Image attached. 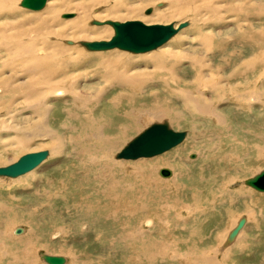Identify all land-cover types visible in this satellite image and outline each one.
Returning <instances> with one entry per match:
<instances>
[{"label": "rangeland", "instance_id": "374dc122", "mask_svg": "<svg viewBox=\"0 0 264 264\" xmlns=\"http://www.w3.org/2000/svg\"><path fill=\"white\" fill-rule=\"evenodd\" d=\"M85 1L91 6V17L87 23L92 19L98 20L97 16L103 10L101 7L105 0ZM158 1L160 0H155L150 6L155 7ZM258 1L264 2V0ZM18 7L22 8L19 6V2ZM21 10L41 11H32L26 8ZM69 16L74 15L69 14ZM245 17L248 19L246 15ZM256 17V20L254 18L253 20L257 31L260 32V30H264V14ZM162 22L161 24L167 23ZM169 22L177 24L184 21L172 19ZM89 23L88 27L95 26H91ZM188 26L185 29L190 27ZM110 27L106 30L109 31ZM181 31L173 38L180 37V43H183L185 38L179 36ZM247 39L243 40V44L252 41ZM80 41L86 40H79L78 43ZM259 41L256 40L257 43ZM78 45L87 51L83 45ZM232 49L234 48L230 45L226 48L223 56L226 57V63H220L221 61L217 60L220 54L215 56L213 66L218 64L221 67L215 69L216 74H213L215 77L218 75L229 76V74L231 76L230 72L234 71L233 68L236 70L240 64L238 61L241 60L245 63L244 55L249 56L250 54L246 49H239L237 55L227 58ZM76 51L78 50L70 51V54H74ZM87 52L86 55H95V53ZM226 64L227 66H225ZM26 65L23 63L20 67ZM182 66L186 67L187 65L183 64ZM247 71L248 69L245 68L242 74H246ZM190 73L189 71L183 72L181 75L184 78L188 77L187 80H189L192 78ZM7 75H9L8 69L0 67V79ZM98 77L102 78V74L97 73ZM94 79L95 76H90L87 81ZM251 80L254 79L251 78ZM81 83V88H85L83 91L89 92L88 82L85 83L81 80ZM96 89L98 94L99 88ZM36 90L34 88V91ZM67 95L72 99L75 98L73 92H68ZM201 95L210 97L208 92ZM100 96L98 95L97 99ZM105 96L104 99L102 98L103 101L101 100L102 108L99 107L102 111L97 109V115L101 113L107 120L115 111L114 108H111L115 91L111 90ZM50 98L51 96H35L34 94L22 96L19 92L11 91L3 98L4 104L0 106V120L4 119L8 123V125L0 124V136L2 138L12 136L13 133L8 134L5 129L13 126V117L16 118L18 125H24L26 119H31V115L35 112L43 111L44 115H47L48 109H50L47 102ZM151 98L153 101L155 100L154 96ZM104 100H106L105 103ZM225 103H222L225 106L221 107L222 105H220L219 107V110L224 113L222 123H217L209 115L207 117L211 121L210 126L204 124V118L196 114L189 113L188 120L184 119L182 115L179 117L173 115L172 120L176 127L168 126L175 131L185 132V137L180 143L150 157L126 160L117 158L116 154L119 150L149 126L150 122V124L167 123L162 120L146 121L144 119L146 123H143L142 129L128 130L125 138L117 137L118 140L106 144L109 148L108 157L113 158V163L118 161V166L109 164L108 167L101 165L104 158L103 153L98 150L97 139H93L92 143L89 141L91 131L88 128L85 129L84 126L92 127V124L82 117H71L63 107L60 108L64 110H54V115L61 118L62 122H67L65 119L68 118L76 120L69 122L73 121L74 124L78 123L81 126L78 131L80 138L79 135L73 137L70 127L61 128L57 122L51 123L52 126L60 128L59 134L66 132L67 135H72L63 152L54 155L47 147L29 150L31 147L40 145L35 138L27 144L29 148L24 147L13 151L14 159L0 162V166H6L15 162L25 153L35 150H47L48 152L46 158L33 170L17 177L0 176V264H47L44 260L46 255L62 256L64 259L62 264H184L182 260L189 256L195 262V259L199 258L197 255L199 253L175 256L173 250L165 251L164 244H171L174 248H180L183 251L191 246L201 249L202 246L205 247L212 243L220 244L222 240H216V238L218 234L228 233L225 231L232 228L231 221L233 224L243 221L246 228L240 237L244 248L242 251L240 250L239 256L234 257L236 264H264V191L256 190L246 183V180L264 171V108L257 111L259 114L256 112L247 113L244 110L230 108L233 105ZM103 104L106 106L104 107ZM262 104L264 105V102L258 103L257 106L260 108ZM133 105L137 109L142 106L139 101ZM8 106L12 109H9ZM67 108L72 109L71 106ZM13 109L21 111L22 114H16ZM131 109L133 110L134 107ZM74 112L72 110V113ZM120 118V115L116 114L115 119ZM115 119L113 118V121L117 122ZM188 121L194 123L195 128L188 127ZM103 130L105 133L107 132L105 136H116L120 127L113 128L108 125ZM192 131L195 135L192 134ZM93 133L97 137L102 134L99 128ZM188 138H196L197 152H188L186 154L188 159L185 158L186 155H183L181 158L177 157L176 160L166 163L175 166L182 173L185 186H188L177 194L173 183L168 184V190L157 183L159 180L174 179L178 170L174 168L173 171L170 166H160L157 167L158 169H154L147 163L185 145ZM62 139L65 142L68 140L64 137ZM82 143H85L83 148L80 146ZM1 149H3L2 145H0ZM137 161H143L144 164L139 167L140 170L135 172L132 171L130 165ZM120 169L126 171L122 173ZM161 169L169 170V174L161 175ZM142 171L148 173L144 179L140 176ZM242 191L245 193L243 194ZM190 194H193V197L197 196L198 201L190 203L191 207H189L188 213L196 211L186 223L180 225L173 220L174 212L185 210L180 207L182 203L192 201L191 198L188 199ZM200 210L204 213L201 214ZM183 216L186 217L187 214H183ZM163 217L165 219H161ZM239 218L241 219L239 220ZM16 229H19L20 232H16ZM145 233V237L136 238L137 235ZM142 238H144L143 241ZM141 252L144 255L147 254L146 258L142 259ZM137 255L140 258H137ZM162 255L167 256L166 260L160 258Z\"/></svg>", "mask_w": 264, "mask_h": 264}, {"label": "bare ground", "instance_id": "6f19581e", "mask_svg": "<svg viewBox=\"0 0 264 264\" xmlns=\"http://www.w3.org/2000/svg\"><path fill=\"white\" fill-rule=\"evenodd\" d=\"M19 1L0 0V67L8 69L9 73V75L0 79V106L4 104V97L11 91H16L22 96L30 94L51 96L47 102L50 109H48L47 115H44L43 111L35 112L31 115V119H26L24 125H18L16 118L13 117V126L5 129L8 134L13 133L12 136L10 138L0 136V145L3 148L0 150V154H2L0 155V162L14 159L13 151H18L24 147L29 148L27 144L35 138H37L40 145L31 147L29 150L47 147L54 155L63 152L72 135H67L66 132L59 134L60 128L52 126L51 123L57 122L61 128L70 127L73 137L79 135L80 138L78 131L81 126L78 123H73L76 120L68 118L65 119L67 122H62L61 118L54 115V110L66 109L71 117H82L92 124V127L84 126L85 129L88 128L91 131L89 141L92 143L94 142L93 139H97L98 150L103 153L104 158L101 165L108 167L109 164L118 166V161L113 163V158L108 157L109 148L106 144L118 140L117 137L125 138L128 130H140L146 121L152 119L162 120L167 121L168 124L164 123L167 128L169 126L176 127L172 116L179 117L182 115L184 119L188 120L187 115L190 113L203 117L204 124L209 125L211 122L208 120L207 115L220 124L223 122L224 115L219 110L222 103H231L233 106H230V108L244 110L247 113L256 112L259 114L257 111L264 108L263 104L260 108L257 106L258 103L264 102V30L258 32L253 20V18H257L256 16L264 14V2L258 0H160L155 4V7H152L150 5L155 0H105L103 7H101L103 10L97 16L98 20L92 19L90 20L91 23L88 22L89 25L95 26L88 27L87 20L91 17V6L85 0H46L40 8L41 11L39 10L40 12H27L21 10L23 7L19 9ZM145 8L149 10L146 14L143 12ZM64 13L74 16L63 17L62 14ZM172 19H181L184 22L177 24L169 22ZM187 20L189 21L187 22ZM133 21L146 26H167L172 28L173 31L153 48L144 51H131L121 48L122 36L116 37L117 32L114 29V23L123 25ZM162 21L167 23L161 24ZM187 26L189 28L185 29ZM108 27L111 28L109 31L106 30ZM219 27L221 28L217 29ZM179 31H181L179 36L185 38L183 43H180V37L173 38ZM246 38L252 41L247 39L249 42L243 44V40ZM257 39L260 40L259 43L256 42ZM79 40L86 41L78 43ZM107 43H113V46L107 48L96 47ZM78 44L83 45L87 51L95 53V55H86L88 52ZM229 45L234 49L230 50L227 58L237 55L239 49H246L250 54L249 56L244 55L245 63L241 60L238 61L240 64L236 67V70L233 67L234 71L230 69L233 72H230V77L226 75L215 77L213 75L215 69L220 67L218 64L213 66L215 56L220 54L217 60H220V63H226V57L223 56ZM115 48L133 55L118 51ZM74 50L78 51L70 54V51ZM23 63L27 65L20 67ZM183 64L187 66L183 67ZM245 68L248 71L246 74H242ZM188 71L191 72L190 75L192 76L189 80H187L188 77L184 78L181 75V73ZM97 73L102 74V78H97ZM90 76H95V79L87 81ZM251 78L254 80L252 81ZM81 80L85 83L88 82L89 92L83 91L85 88H81ZM97 87L100 90H98V94ZM34 88L37 90L34 91ZM94 88L96 90L92 92L91 90ZM111 90L115 91V97L111 101L113 106L111 108H114L115 111L113 114L110 113L112 114L111 117L106 120L101 113L97 115V109L101 110L99 109L101 100L103 101V97H106L105 94H108ZM68 92H73L75 98H70L67 95ZM205 92H208L210 97L201 95ZM98 95L101 96L97 99ZM151 96L155 97L154 101ZM137 101L142 105L138 109L133 105ZM68 106H71L72 109H68ZM223 106L225 105L221 107ZM131 107H134V109L132 110ZM8 108L12 109L10 106ZM13 110L18 115L22 114L19 110ZM72 110L75 112L72 113ZM116 114H119L121 118L115 119ZM113 118L117 122H114ZM33 119L36 120L32 121ZM70 120L73 121L69 122ZM4 123L6 121L1 119L0 124ZM6 124L8 125V123ZM108 125L113 128L120 127L116 136H105L107 132L105 133L103 129ZM195 126L194 123L188 121V127L192 129ZM97 128L102 132L98 137L93 133ZM169 129L183 134L178 143L184 139L185 132ZM192 134L195 135L194 131H192ZM62 137L68 138L67 142ZM186 142L185 145L175 148L165 156L147 163V165L154 169L160 166H170L174 171L176 167L166 163L176 160L177 157L181 158L190 151L197 152L198 142L196 138H188ZM80 146L85 147V143ZM36 150L28 153L44 151L46 152L45 157L26 172L37 167L48 154L47 150ZM138 157L146 156L125 158V160ZM185 158H187V155ZM131 164L132 171L137 172L144 163L143 161H137ZM120 171L124 173L126 170L120 169ZM147 174L146 171L140 172L142 179ZM174 176V179L159 180L157 184L168 190V184L173 183L176 193L181 192L186 187L188 188V186H185V179L183 180V175L179 170ZM193 194L188 197L192 201L182 203L180 209H185L182 210L183 212L179 210L177 213L174 212L173 220L180 225L186 223L196 211L188 213L189 207H191L190 203L193 204L198 201L197 196L193 197ZM202 210L204 211V209ZM202 213L204 212L201 211ZM183 214H187V216L184 217ZM161 219H165V217ZM231 224L232 228L225 231L228 233L218 234L217 238L215 237L216 240H222L220 244L212 243L205 247L202 246L201 249H197V246H191L183 251L166 243L164 244L165 251L173 250V255L179 257L182 255L188 256L189 253H193V255L199 253L197 254L199 258L195 259V262L189 256L182 260L184 264H236L234 257L239 256L241 254L240 250L242 251L244 248L240 237L242 236L241 233L244 234L246 228L243 221L236 224L231 221ZM252 224L254 223L252 222ZM139 235L136 238L145 237L146 233ZM143 240L144 238H142ZM145 255L142 253L140 256L144 259L146 258ZM137 258L140 257L137 255ZM160 258L166 260L167 256L162 255Z\"/></svg>", "mask_w": 264, "mask_h": 264}, {"label": "water", "instance_id": "95a60500", "mask_svg": "<svg viewBox=\"0 0 264 264\" xmlns=\"http://www.w3.org/2000/svg\"><path fill=\"white\" fill-rule=\"evenodd\" d=\"M46 0H20L19 6L30 10L40 9ZM149 10H145V13ZM63 17L69 14H62ZM114 29L117 36H122L121 48L131 51H144L155 47L168 37L173 31L172 28L161 25L146 26L139 22H127L125 24L114 23ZM111 44V45H109ZM113 43L100 44L97 48H107ZM167 128L166 124H150L142 132L134 136L126 145H124L116 154L117 158H133L136 156H153L163 150L177 144L183 134H173ZM46 152L39 151L36 153H28L20 156L16 162L0 167V175L14 177L30 170L36 163L45 157ZM160 173L168 174L166 170L161 169ZM246 183L259 191H264V171L250 178ZM16 232L19 229L15 230ZM44 260L47 264H60L63 260L61 256H45Z\"/></svg>", "mask_w": 264, "mask_h": 264}]
</instances>
